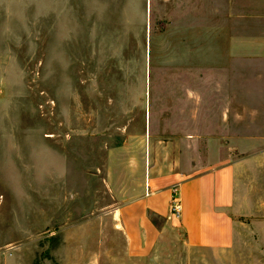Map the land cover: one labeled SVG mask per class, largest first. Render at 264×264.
Returning a JSON list of instances; mask_svg holds the SVG:
<instances>
[{
    "label": "rangeland",
    "instance_id": "1",
    "mask_svg": "<svg viewBox=\"0 0 264 264\" xmlns=\"http://www.w3.org/2000/svg\"><path fill=\"white\" fill-rule=\"evenodd\" d=\"M175 5L0 0V264H264L263 19H229L245 49L229 65H175L160 17ZM196 74L213 90L188 101ZM193 134L195 160L161 143ZM209 155L235 164L231 245L187 247L174 227L130 257L113 210L148 166L193 172Z\"/></svg>",
    "mask_w": 264,
    "mask_h": 264
},
{
    "label": "crops",
    "instance_id": "2",
    "mask_svg": "<svg viewBox=\"0 0 264 264\" xmlns=\"http://www.w3.org/2000/svg\"><path fill=\"white\" fill-rule=\"evenodd\" d=\"M125 1L151 3L155 0ZM160 1L168 3L170 0ZM173 1L176 4L173 15L166 11H163V14L159 11V14L164 20L161 32L173 36V45H170V48L174 49L173 64L175 65H229L234 56L245 54V49L239 41L243 34L237 31L236 36L232 32L234 36L231 38L229 19L235 16L239 19L255 17L263 19L260 20V24L264 26V0L262 3L260 0ZM242 40L244 41L243 38ZM259 41L261 43L259 46H264L262 44L264 40L259 39ZM193 78L195 79L190 81L192 90H186L184 93L188 101L192 92L194 97L200 98L202 95L200 92L203 90L207 91L208 88L213 90V76L196 74ZM186 80L180 79L181 82ZM181 86L182 90L187 88L184 84ZM182 110L184 114L193 112L188 111V108ZM184 118L186 119V116ZM197 123V118L193 123L185 121L184 127L179 126L178 130H189L191 124V128L197 131L201 128ZM173 136L176 134L173 133ZM187 138H180L179 143L168 140L165 142L166 139L161 140V143L190 147L188 149L190 152L182 151L180 161L195 160L193 154H198V151L195 150L193 153L191 149L197 147L200 143L198 140L202 138H197L196 134ZM205 160L208 164L193 172H185L183 166L178 170L171 166L166 169V173L159 174L155 167L148 166L147 178L141 194L133 200L123 202L113 210L130 257H147L158 244L161 236L174 227L180 229L187 247L227 248L231 245L233 221L230 208L233 206L235 196V164L224 163V159L221 161L218 159L217 163L220 164H214V157L210 155ZM173 187L178 190L180 205L178 220L174 219L171 213Z\"/></svg>",
    "mask_w": 264,
    "mask_h": 264
},
{
    "label": "built area",
    "instance_id": "3",
    "mask_svg": "<svg viewBox=\"0 0 264 264\" xmlns=\"http://www.w3.org/2000/svg\"><path fill=\"white\" fill-rule=\"evenodd\" d=\"M178 190L176 187L172 189V198H171V213L177 218L180 216V205L177 197Z\"/></svg>",
    "mask_w": 264,
    "mask_h": 264
}]
</instances>
